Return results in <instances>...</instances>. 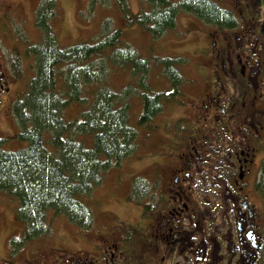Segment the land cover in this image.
I'll return each instance as SVG.
<instances>
[{
	"label": "rangeland",
	"instance_id": "rangeland-1",
	"mask_svg": "<svg viewBox=\"0 0 264 264\" xmlns=\"http://www.w3.org/2000/svg\"><path fill=\"white\" fill-rule=\"evenodd\" d=\"M41 1L5 0V10L11 6L7 9L9 17L0 19V137L5 140L3 149L6 150H17L28 145L27 141L17 138L18 127L12 113V105L18 94L26 91L34 75L35 57L34 54L28 53V49L40 42L41 32L35 24V12ZM148 2L127 0L131 14L150 12L152 7ZM57 4L58 14L52 19V24L63 47L82 41L98 42L104 39V35L109 31L115 28L122 30L125 48L113 51V55L111 49H106L104 56H97L92 60L93 68L99 75L97 84L88 88L89 97H93L91 90L97 87L115 90L119 94L120 104L128 106L130 119L135 122L142 106L141 95L145 91L139 85L141 77L157 91L169 90L172 87L160 63L161 58L167 56L182 58V62L177 65L179 71L184 74L182 94L177 101L170 99L165 101V107L153 120L150 129H142L138 137L137 150L123 160L120 166L108 170L102 183L88 196L89 205L94 213V224L88 231L81 229L63 215H54L50 212L48 218L53 224L52 231L47 236L30 241L14 254L11 250L13 249L11 240L21 235L24 222L17 216L18 199L0 192V264L42 262L56 264L64 259L65 255L83 254L86 257H93L97 254L98 245L102 241L101 235L107 228H109L107 233L109 231L113 233L115 229L112 227L115 222H122L119 225L121 231L135 235L137 228L129 227L128 222L134 220L139 204H144L149 198L144 199L141 193L134 190L133 180L138 176L145 177L150 180L149 184L155 183V189L151 191L155 197L165 195V166L169 173L172 168L182 163L177 161L180 143L186 141L185 144L190 146H199L196 142L198 140L206 141L214 136L215 140L219 141L225 136L224 130H218L221 129L219 127H205L201 133L195 134L192 125L199 116L205 118L202 110L206 102L205 97L209 95L207 76L213 72V67L211 69L209 65L208 68L205 65L209 63V56H206L204 51L201 53V49L210 47L213 39L211 32L215 28L208 22L191 12L179 10L176 27L154 38L140 25H129L128 18L120 9L117 0H57ZM15 54H19L20 58L18 68H15L13 62ZM131 54L149 64L148 72L137 74L131 69V63L123 64L120 56L131 58L129 56ZM89 105L90 103H87L84 107ZM80 110L78 104L72 103L66 108L65 113L71 118ZM252 111L253 109L249 112ZM220 117L222 119L224 116ZM246 117V110L234 112L232 123L227 122L231 130L228 136L229 138L233 136L234 147L237 145L243 149L247 147L249 139L253 142L251 136L246 133V127H243L246 124ZM250 117L251 114L246 125L255 129L258 118L250 120ZM227 124L225 126H228ZM182 133H186L183 138ZM256 134L259 136L257 139L261 138L264 145L262 138L264 133L260 136L256 131ZM79 137L82 139V136ZM84 139L90 142L89 137ZM257 143L258 140L254 144ZM218 154L224 155L223 148L221 151L218 150ZM226 156L225 154L224 158ZM254 168L257 170L259 166L256 164ZM256 180V171L253 170L245 188L251 200L264 211V200L257 193ZM154 217L158 218L159 214ZM154 217L151 220H154ZM43 252L48 255L39 259ZM73 264L79 263L75 261Z\"/></svg>",
	"mask_w": 264,
	"mask_h": 264
},
{
	"label": "trees",
	"instance_id": "trees-1",
	"mask_svg": "<svg viewBox=\"0 0 264 264\" xmlns=\"http://www.w3.org/2000/svg\"><path fill=\"white\" fill-rule=\"evenodd\" d=\"M117 1L129 25H140L154 38L176 27L179 10L208 23H231L226 13L232 10L215 0H148L152 9L142 14H131L127 0ZM57 14V0H42L36 8L35 24L41 38L28 49L35 57L34 75L12 105L17 138L28 145L6 150L5 140L0 137V192L18 199L17 216L24 222L21 235L11 240L19 248L52 231L50 212L65 216L83 230L91 228L94 213L88 196L102 183L108 170L120 166L137 150L142 129H150L165 101H177L182 94L184 74L177 67L182 58L167 56L160 63L165 65L163 72L172 87L157 91L141 77L139 85L145 91L135 122L130 119L128 106L120 104L115 90L97 87L89 97L88 88L97 84L99 75L92 60L104 56L108 49L113 55V51L125 48L122 30L115 28L98 42L82 41L63 47L52 24ZM129 56H120L123 64L131 63L137 74L148 72L146 61L134 54ZM19 61V54H15V68ZM72 103L81 110L69 118L65 110ZM87 103L89 107H84ZM145 180L138 176L133 183ZM257 187L264 199V161Z\"/></svg>",
	"mask_w": 264,
	"mask_h": 264
},
{
	"label": "flooded vegetation",
	"instance_id": "flooded-vegetation-1",
	"mask_svg": "<svg viewBox=\"0 0 264 264\" xmlns=\"http://www.w3.org/2000/svg\"><path fill=\"white\" fill-rule=\"evenodd\" d=\"M215 1L232 10L226 13L231 23H209L215 28L213 39L201 53L209 56L205 65L213 72L207 76L205 118L199 116L192 125L195 134L219 127L225 136L198 140L199 146L180 143L177 161L182 163L169 173L165 166V195L155 197V183L148 179L135 185V191L149 198L128 222L137 228L135 235L121 231L122 222H115L113 233L107 228L101 235L95 256L65 255L56 264H264V211L245 188L253 170L257 187L264 161L263 140L256 134L264 133V0ZM5 8L0 0V19L9 17ZM242 110L246 124L249 114L250 120L258 118L255 129L243 122L253 141L243 149L234 147L227 124ZM222 148L225 158L218 154ZM12 246L16 254L20 248ZM47 255L43 252L39 259Z\"/></svg>",
	"mask_w": 264,
	"mask_h": 264
}]
</instances>
